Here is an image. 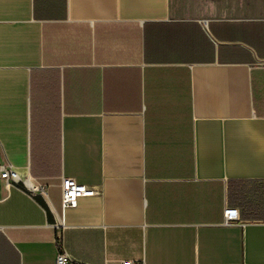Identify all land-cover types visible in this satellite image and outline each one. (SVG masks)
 Listing matches in <instances>:
<instances>
[{
  "label": "crops",
  "instance_id": "1",
  "mask_svg": "<svg viewBox=\"0 0 264 264\" xmlns=\"http://www.w3.org/2000/svg\"><path fill=\"white\" fill-rule=\"evenodd\" d=\"M7 165L48 195L0 178V264H264V18L0 0Z\"/></svg>",
  "mask_w": 264,
  "mask_h": 264
},
{
  "label": "built area",
  "instance_id": "2",
  "mask_svg": "<svg viewBox=\"0 0 264 264\" xmlns=\"http://www.w3.org/2000/svg\"><path fill=\"white\" fill-rule=\"evenodd\" d=\"M0 178L5 182L6 188L14 187L20 183L23 184L25 189L33 196L40 194L42 197L48 195L47 188L42 185L35 184L32 180L27 178L22 180L19 175L11 168V166H2L0 168ZM62 191V208L65 210L67 207L74 206L82 198H91L100 194V190L90 188L77 184L72 179L63 178L61 181ZM240 222V214L236 209H226L224 211L225 225H231ZM63 223L59 224L57 228H62ZM57 264H72L68 255L63 251L57 257ZM121 264H137L135 262L126 261Z\"/></svg>",
  "mask_w": 264,
  "mask_h": 264
},
{
  "label": "rangeland",
  "instance_id": "3",
  "mask_svg": "<svg viewBox=\"0 0 264 264\" xmlns=\"http://www.w3.org/2000/svg\"><path fill=\"white\" fill-rule=\"evenodd\" d=\"M182 12L203 18H264V0H175Z\"/></svg>",
  "mask_w": 264,
  "mask_h": 264
}]
</instances>
